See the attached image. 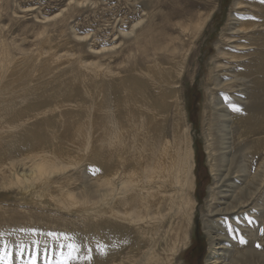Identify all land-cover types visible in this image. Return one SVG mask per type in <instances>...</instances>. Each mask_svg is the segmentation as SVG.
<instances>
[{
    "label": "rangeland",
    "instance_id": "obj_1",
    "mask_svg": "<svg viewBox=\"0 0 264 264\" xmlns=\"http://www.w3.org/2000/svg\"><path fill=\"white\" fill-rule=\"evenodd\" d=\"M236 1L0 0V93L6 95L10 90L7 84L11 82L23 85L20 87L23 92L36 89L29 95L41 102L39 108L49 110L52 99L42 100L44 97L76 96L75 82L97 70L112 72L119 67L125 75L133 67H143V54L139 50L148 42L159 45L164 40L168 44L174 39L175 56L185 53L178 81L185 124L189 127L187 135L194 152L191 191L194 204L190 225L181 224L182 229L186 228L189 243L178 246L175 264H208L211 250L221 258V248L228 249L227 242L238 245L239 253L229 250L218 264H264V199H260L259 207L255 205L254 213L252 205L232 209L249 192H264V173L256 174L258 170L262 172L264 153L260 161L257 158L253 166L245 169L249 142H240L237 123L221 115L228 108L232 118L240 115L247 94L224 91L227 86L238 85L230 83L234 81L229 71L235 70L232 61L221 59L229 69L221 73L222 77L215 70L219 48L235 52L233 42L245 41L236 33L238 23L260 20L248 11H235L232 6ZM230 15L233 20L229 22L233 21L236 27L225 30ZM167 25L175 30L166 31ZM223 36L232 37L233 41L223 42ZM170 51L173 52V45ZM217 76L220 85L215 80ZM1 94L0 114L6 116L18 100ZM173 123L171 111L167 121L170 140ZM13 172L9 166L0 171V208L7 209L0 215V264H89L82 260L84 242L80 233L72 236L60 229L38 230L35 225L22 228L21 213L27 210L35 214L43 209L53 212L55 207L45 188L6 187L4 184L12 180ZM89 173L95 176L91 169L81 171L89 199L81 196L80 200L96 205L106 186L102 182L93 183ZM76 193L84 194L80 188ZM67 217H74V213ZM175 219L176 213L172 211L155 238L154 245L158 244L161 253L172 248ZM35 221L40 223L39 219ZM23 230L31 231L26 234L31 237L26 239ZM221 233H225V238L218 245ZM44 237L47 239L43 242Z\"/></svg>",
    "mask_w": 264,
    "mask_h": 264
},
{
    "label": "bare ground",
    "instance_id": "obj_2",
    "mask_svg": "<svg viewBox=\"0 0 264 264\" xmlns=\"http://www.w3.org/2000/svg\"><path fill=\"white\" fill-rule=\"evenodd\" d=\"M263 2H234L235 11H248L260 20L238 23L236 33L245 41L233 42L235 52L217 50L215 70L220 75L227 72L228 65L221 59L232 61L235 70H229L234 79L230 83L238 84L227 86L224 91L247 94L240 115L232 118L230 108L222 110L221 115L237 123L240 142H249L245 169L253 166L257 158L260 161L264 153ZM231 19L225 30L236 27L233 21L229 22ZM169 29L175 30L174 26L167 25L166 31ZM221 39L228 43L233 41L227 36ZM168 44L173 45V52ZM168 44L163 40L159 45L157 42L141 45L143 67L128 68L125 75L118 67L116 71L97 70L83 76L75 82L78 85L76 96L44 97L42 100L52 99L49 110L39 108L41 102L29 95L36 89L23 92L20 88L23 85L7 84L10 90L6 95L0 94L18 102L6 116L0 114V171L6 166L14 171L12 180L4 185L24 190L45 188L55 207L53 212L43 209L35 214L27 210L21 213L22 228L35 225L38 230L60 229L72 236L80 233L84 242L82 260L89 264H175L178 246L189 243L186 228L182 229L181 224L190 225L193 211L194 152L179 94L178 80L185 53L177 58L174 39ZM166 55L169 58L165 59ZM215 80L217 85L221 84L219 76ZM171 111L174 128L170 140L167 121ZM206 131L209 130L206 128ZM263 168L264 161H261L262 172L258 170L256 174L264 173ZM71 169L76 171L71 173ZM82 169L95 173L88 176L93 183H105L106 188L96 205L80 200L81 196L88 198L86 184H83L85 178L80 177ZM79 188L84 194L77 195ZM263 195L264 192H249L232 209L252 205L254 213ZM5 210V207L0 208V215ZM172 211L176 213L173 225H177L171 237L172 248L161 253L158 244L154 245L155 238ZM71 213L74 217H67ZM255 217H259L258 213ZM37 219L39 224H35ZM23 232L26 239L31 237L26 235L31 231ZM218 236L217 244H223L225 233ZM17 237H21L20 231ZM46 239L44 237L43 242ZM63 239L60 235V240ZM227 243L228 249L221 248V258L211 250L208 264L223 261L222 257L229 250L239 253L238 245Z\"/></svg>",
    "mask_w": 264,
    "mask_h": 264
}]
</instances>
